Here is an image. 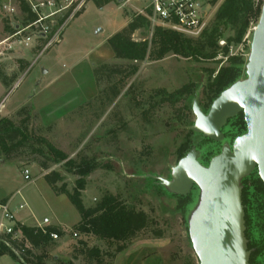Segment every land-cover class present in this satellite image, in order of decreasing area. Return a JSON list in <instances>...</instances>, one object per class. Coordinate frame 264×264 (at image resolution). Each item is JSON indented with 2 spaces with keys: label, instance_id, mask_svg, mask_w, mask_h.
Returning <instances> with one entry per match:
<instances>
[{
  "label": "rangeland",
  "instance_id": "obj_1",
  "mask_svg": "<svg viewBox=\"0 0 264 264\" xmlns=\"http://www.w3.org/2000/svg\"><path fill=\"white\" fill-rule=\"evenodd\" d=\"M11 1L0 0V39L7 32L5 26L8 19L12 26L23 25L19 14L8 16L2 12L3 5ZM213 1L208 0L209 27L224 0H217L216 3H212ZM261 1L264 3V0H260L259 4ZM57 3L63 4L61 0H57ZM82 8H86V11L80 16L75 17L80 11L77 10L68 19L66 16L71 11L68 10L58 17V22L66 18L61 26H57L59 31L61 29L60 38L63 35L62 43L46 49L44 41L39 44V51H34L29 57L32 66L25 60L10 59L6 62L7 65H15L17 61L20 64V73L17 75L19 77L9 81V84L13 83V97L7 105H15L19 100L20 105L29 108L32 144L36 150L41 148L44 155L25 148L17 159L6 161L0 158V201L21 190L29 206L22 212H34L40 221L48 217L51 222L58 223L55 214L57 212L66 223H72L74 216L81 218L80 213L66 195L57 194L41 179L52 171L57 172L63 177L58 186L65 185L72 192L77 179L82 177L87 182L83 192L86 207L97 205L104 194L110 193L119 197L129 208L146 212L153 222L127 241V248L120 253L116 252V243L83 234L75 236L73 227H62L66 232L64 237L52 242L46 249L33 250L35 257L44 254L45 264H58L69 260L74 264H96L95 260L89 261L78 255L76 247L84 240L89 248H100L103 253L102 264H199L190 230L201 209L203 192L199 187H194L185 206L188 214L184 218L180 209L181 195L172 193L156 177L172 180V169L180 161L177 150L190 131L193 132L190 138L193 146L190 151L195 149L199 152V160H203L204 166L208 167L217 156H208L215 152V144L192 130L197 120L193 108L198 102L202 109V103L205 102L203 91L210 73L214 72L212 75L216 76L221 68L228 67L229 57L243 58L248 64L256 25H251L241 44L230 45L227 52L226 42L233 32L223 29L219 54L214 59H187L169 54L159 61L147 59L139 62L138 73L127 81L121 95L111 105L104 107L99 101H94L99 95L97 88V95L89 101L92 102L90 106L86 103L64 120L46 127L40 123L33 110L39 108L41 114H45L47 110L43 109L44 105L58 102L59 98H71L81 92L85 96L93 94L96 88L94 69L104 63L129 69V61L113 57L108 40L125 26L127 17L138 14L137 9H142L141 5L122 6L119 0H112L100 8L93 0H87ZM153 32L154 28L150 26L138 30L133 38L136 41L151 39ZM183 35L194 40L201 39V36ZM17 48L29 54L25 48ZM44 65L49 68L50 73L41 80L38 87L34 85V80L40 75V68ZM244 79L245 76L241 80ZM192 84L196 88L189 102L183 100L175 107L160 104L154 109L151 108L160 99L155 96V92L164 90L171 94ZM106 86L107 83L102 81L101 88ZM37 88L38 94L33 96L34 89ZM19 111L20 108L11 115L14 122L20 123ZM38 138L45 139L49 145L61 151L66 159L55 157L44 143L35 141ZM237 138L231 142H221L220 154L224 147L232 148ZM69 161L76 164L87 162L93 170L84 176L76 174L75 170L69 171ZM43 162L49 164V170L41 168L40 163ZM26 169L30 171L34 182L24 180L23 171ZM61 200L68 205L58 204L57 201ZM13 202L18 205L21 198L16 196ZM155 230H161L163 237L157 238ZM245 246L248 248V241ZM259 260L264 264V252ZM0 264L38 263L36 258L27 263L22 255L7 249L0 253Z\"/></svg>",
  "mask_w": 264,
  "mask_h": 264
},
{
  "label": "trees",
  "instance_id": "obj_2",
  "mask_svg": "<svg viewBox=\"0 0 264 264\" xmlns=\"http://www.w3.org/2000/svg\"><path fill=\"white\" fill-rule=\"evenodd\" d=\"M20 12L24 15V25L33 23L37 16L32 12L30 3L27 0H16ZM98 7L112 2V0H93ZM214 0L212 3H216ZM263 7V1L255 6L254 0H224L219 6L211 26L203 32L201 39L194 40L183 34L169 28L161 26L155 27L151 39L136 41L133 36L138 30L146 29L151 26L147 17L133 15L130 17L128 25L108 40L109 45L114 53V57L119 60L129 61V69L117 64L104 63L94 69V76L99 95L94 101H99L104 107L111 105L122 93V89L127 85V81L135 76L139 71L137 63L145 60L159 61L167 55L172 54L183 58H205L214 59L219 54V41L223 37V29L233 32V35L227 39L226 52L230 45H239L242 43L247 32L254 24L257 26ZM85 11L82 8L75 17L80 16ZM69 14L66 16L69 17ZM65 19L58 22L61 26ZM5 30L14 33L15 28L6 21ZM230 65L221 68L216 76L211 72L208 77V83L204 89L205 102L202 103V110L208 113L213 102L233 84L240 81L246 75L247 62L240 57H229ZM4 84L9 86V82L4 75H0ZM102 81L107 83L105 88H101ZM195 86L185 85L174 93L168 94L164 90L155 92L159 102H155L151 108L160 104H169L172 107L179 102L189 100L195 93ZM92 102H88L90 106ZM188 105H186V109ZM190 109V108H189ZM20 123L14 122L9 118H0V158L6 161L17 159L23 153L25 148H31L35 151L32 144V137L29 133L31 114L28 107H23L18 112ZM185 117V116H184ZM181 119V118H180ZM50 129V128H49ZM225 135V141H233L247 133V124L243 112H240L234 118L228 120L222 128ZM190 131L185 142L177 150L178 158L181 160L192 148ZM34 140V138H33ZM208 142H213L216 146L215 152L208 154L214 157L220 154L221 142H215L205 138ZM44 143L49 152L61 160L66 156L52 145H49L45 139H35ZM41 149V148H40ZM37 148L36 151L44 155L43 150ZM204 165L203 160H199ZM43 170H49L48 163H40ZM69 171L75 170L76 174H89L93 167L87 162L76 164L69 161L67 164ZM47 184L54 192L60 195H66L81 215V220L73 226V233L85 236H93L97 239L118 244L117 253L123 252L126 242L133 239L136 235L144 231L153 222L149 215L142 210L129 208L119 197L110 193L104 194L101 201L93 206L86 207L83 202V192L86 190L87 182L81 178L77 179L74 190L69 191L65 185L58 186L63 181V177L57 172H50L44 176ZM242 203L245 211V238L248 241V251L250 252V264H261L260 257L264 252V183L259 176L258 169H255L248 177L242 179ZM194 189V188H193ZM188 196H181L182 215L185 218L188 214L185 206L188 202ZM23 238L12 241V247L18 250L27 263H31L34 258L38 264L44 263V254L40 257L33 255V250L46 249L54 241L50 238V233H58L62 238L65 231L59 227L47 228V234L41 230L23 225L21 227ZM157 238L163 237L161 230H155ZM77 253L82 255L86 260L94 261L96 264L103 263V253L98 247L89 248L87 242L81 240L78 244ZM5 246L0 248V253L7 250ZM114 257V255H111ZM58 264H74L72 261ZM192 264V263H190ZM196 264V263H193Z\"/></svg>",
  "mask_w": 264,
  "mask_h": 264
},
{
  "label": "water",
  "instance_id": "obj_3",
  "mask_svg": "<svg viewBox=\"0 0 264 264\" xmlns=\"http://www.w3.org/2000/svg\"><path fill=\"white\" fill-rule=\"evenodd\" d=\"M246 75V79L225 90L208 113L195 103L197 120L192 130L223 142L222 128L243 112L247 133L238 137L232 148L224 147L208 167L201 164L199 152L192 149L172 169V180L156 177L181 196H188L195 186L203 192L201 209L190 230L199 264H250L241 181L258 169L264 183V3L254 29Z\"/></svg>",
  "mask_w": 264,
  "mask_h": 264
},
{
  "label": "built area",
  "instance_id": "obj_4",
  "mask_svg": "<svg viewBox=\"0 0 264 264\" xmlns=\"http://www.w3.org/2000/svg\"><path fill=\"white\" fill-rule=\"evenodd\" d=\"M87 0H64L63 4H58L57 0H47L42 2H29L32 12L37 16V19L28 25L20 26L13 24L14 33L0 42V58L5 52L11 51L14 44H24L28 47L31 40H41L45 43V48L51 47L56 43L61 42L60 32L57 29L58 17L68 10L71 18L74 12L81 10ZM260 0H254L255 6L259 5ZM122 6H132L134 4L141 5L142 9H137L138 14L145 16L151 23V26H161L169 28L179 33L190 36L199 37L208 28V0H119ZM136 8V7H135ZM3 11L8 16L16 14V8L12 5H4ZM67 19V20H68ZM56 29V31H54ZM20 82V81H19ZM18 82V84H19ZM17 84V85H18ZM16 85V86H17ZM24 180L34 182L32 175L28 169L23 171ZM19 196L21 202L17 205L18 211H23L29 208L28 203L22 196L21 190L13 195L7 202H0V248L5 246L12 249L16 254L21 253L12 247V241L21 240L23 234L21 227L24 225L18 218L16 211L12 209V202ZM35 227L47 234V228L52 226L49 218H44L42 221L37 220L33 215ZM77 236V234H74ZM52 241H59L62 237L58 233H50Z\"/></svg>",
  "mask_w": 264,
  "mask_h": 264
},
{
  "label": "crops",
  "instance_id": "obj_5",
  "mask_svg": "<svg viewBox=\"0 0 264 264\" xmlns=\"http://www.w3.org/2000/svg\"><path fill=\"white\" fill-rule=\"evenodd\" d=\"M14 1H16V0H14ZM14 1L12 0L9 3V5H12V6H14L16 8V11H17L16 14H19L18 16H20L22 22L24 23V15L21 12L20 13L18 12V11H20L19 7L16 4L17 2L15 3ZM27 1L28 2L37 3V2L47 1V0H27ZM61 1H64V0H61ZM4 5H8V4H4ZM85 11H86V8H85ZM2 12L4 13L3 8H2ZM129 21H130V17H127L126 21H125V26L123 28H125L128 25ZM20 26H22V24H20ZM3 32H4V30H3ZM10 35H11L10 32H4V36H2V39H0V42L5 40ZM62 41H63V35L61 37V42L58 43V44H61ZM42 42L43 41H41V40H38V41L31 40L29 42L28 47H26L24 44H14V46H13L14 48L11 51L6 52L4 54V56L0 58V75L1 74L2 75L5 74L7 77L5 75L4 76L6 77L8 82L11 81V79L15 80L16 78H18L19 76L17 77V75L20 73L19 61H17V63L15 65H7L6 62L9 61L10 59L11 60H25L28 63H30V65L32 66V62L30 61L29 57L31 56V54H34V51H37V50L39 51V48H40L39 44H41ZM17 47L25 48L27 51H29V54L24 52L25 50H20L21 48H17ZM112 53H113V51H112ZM113 57H114V53H113ZM40 69H41L40 75H37L35 77V80H34V85H36L38 87H39V84L41 83V80L46 75H48L50 73L49 68L46 65L42 66V68H40ZM12 84L13 83L9 84V86H6L4 84L1 76H0V118H9V119L12 120L11 115H13V113L18 108L21 109L23 107H26V106L20 105L19 100L16 101L15 105H11V106L7 105L8 104L7 102H9V100H11L12 97H13V94H12L13 86H12ZM95 86H96V88H95V91H94L93 94L89 93L88 95L85 96V95H82L83 92H81L80 94H78L76 96H72L71 98H65V99L59 98L58 102H56V101L55 102H51V103H49V106L44 105L43 109L47 110V112L45 114H43V113L41 114V111L38 110L39 108L36 109V110H33V112H34V114H36L38 116V119H39L40 123L43 126L48 127V126H50L52 124H56V123H58V121L64 120L66 116H68V115L72 114L73 112L77 111L78 109L83 107L84 104L88 103L91 99H93L97 95V91H98L97 90V85H95ZM38 89L39 88H37V90L34 89L35 92H34L33 96H35V95L37 96ZM33 96H31V98ZM57 103H58V105H57ZM2 164H5V163L3 162ZM23 178H24V176H23ZM41 180L45 181L44 178L41 179ZM47 187H49V186H47ZM15 193H11L9 195V197H7L6 199H4V200H2L0 202H7L8 200H10L13 197V195ZM55 197L58 198V196H56V195H55ZM57 202L60 205H62V204L68 205V203L63 202L62 200L61 201H57ZM12 209L14 211H16L18 220L21 223H23L25 226L32 227L35 224V220L32 217V215H33L36 218L34 212L18 211L17 210V205H15L14 202H12ZM69 213L72 214V215L75 214L74 212H69ZM55 214L57 215L56 217L58 218L59 222L58 223L57 222L56 223L51 222L53 227H59V228H62V227H66V228L73 227L74 225H76L81 220V218H78V217L76 218L74 216V220L72 221V223H70V222L66 223V221L63 219V217L62 216L60 217V214H58L57 212H55ZM44 218H48V217H44Z\"/></svg>",
  "mask_w": 264,
  "mask_h": 264
}]
</instances>
